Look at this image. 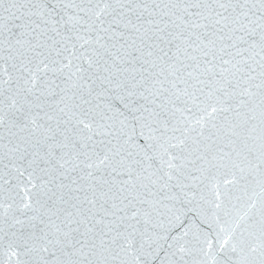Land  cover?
I'll return each mask as SVG.
<instances>
[{
  "label": "snow or ice",
  "instance_id": "1",
  "mask_svg": "<svg viewBox=\"0 0 264 264\" xmlns=\"http://www.w3.org/2000/svg\"><path fill=\"white\" fill-rule=\"evenodd\" d=\"M0 264H264V0H0Z\"/></svg>",
  "mask_w": 264,
  "mask_h": 264
}]
</instances>
